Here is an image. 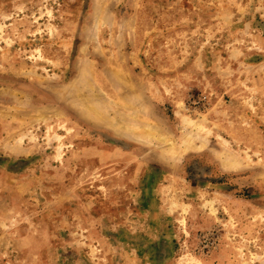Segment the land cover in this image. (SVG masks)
I'll return each mask as SVG.
<instances>
[{"label": "rangeland", "instance_id": "1", "mask_svg": "<svg viewBox=\"0 0 264 264\" xmlns=\"http://www.w3.org/2000/svg\"><path fill=\"white\" fill-rule=\"evenodd\" d=\"M0 264H264V0H0Z\"/></svg>", "mask_w": 264, "mask_h": 264}, {"label": "bare ground", "instance_id": "2", "mask_svg": "<svg viewBox=\"0 0 264 264\" xmlns=\"http://www.w3.org/2000/svg\"><path fill=\"white\" fill-rule=\"evenodd\" d=\"M224 165L227 166V167H229V169L235 166L234 163H230L229 161L228 162H224Z\"/></svg>", "mask_w": 264, "mask_h": 264}]
</instances>
